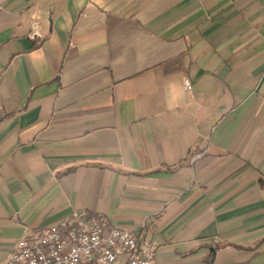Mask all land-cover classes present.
<instances>
[{"label":"crops","instance_id":"1","mask_svg":"<svg viewBox=\"0 0 264 264\" xmlns=\"http://www.w3.org/2000/svg\"><path fill=\"white\" fill-rule=\"evenodd\" d=\"M82 209L264 264V0H0V264Z\"/></svg>","mask_w":264,"mask_h":264},{"label":"built area","instance_id":"2","mask_svg":"<svg viewBox=\"0 0 264 264\" xmlns=\"http://www.w3.org/2000/svg\"><path fill=\"white\" fill-rule=\"evenodd\" d=\"M37 35L34 26L30 37ZM184 85L192 90L188 79ZM157 250L108 217L82 209L49 227H25L3 264H157Z\"/></svg>","mask_w":264,"mask_h":264}]
</instances>
